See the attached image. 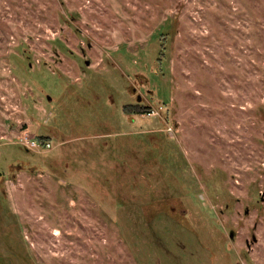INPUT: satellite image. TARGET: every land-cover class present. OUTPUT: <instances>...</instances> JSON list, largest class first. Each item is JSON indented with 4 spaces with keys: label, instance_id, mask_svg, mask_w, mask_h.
<instances>
[{
    "label": "rangeland",
    "instance_id": "374dc122",
    "mask_svg": "<svg viewBox=\"0 0 264 264\" xmlns=\"http://www.w3.org/2000/svg\"><path fill=\"white\" fill-rule=\"evenodd\" d=\"M9 246L264 264V0H0V256L26 264Z\"/></svg>",
    "mask_w": 264,
    "mask_h": 264
},
{
    "label": "trees",
    "instance_id": "16d2710c",
    "mask_svg": "<svg viewBox=\"0 0 264 264\" xmlns=\"http://www.w3.org/2000/svg\"><path fill=\"white\" fill-rule=\"evenodd\" d=\"M164 35V34H163ZM19 60L18 61H21L22 59L18 58ZM164 102V101H162ZM137 105V107H139L141 105V107H145L142 105V103H135V104H131L130 107L128 108V112L130 113H134V112H138V108L136 110L135 106ZM134 107V108H133ZM140 113V112H139ZM165 123H163L164 125ZM39 136H43L45 138L46 141H50L49 140V137L48 136H45L44 134H39ZM24 147V146H22ZM182 198H185V197H182ZM182 198H179V199H174V200H169L164 198V197H161V198H156V199H151L148 203V207L150 209H148L149 211L152 210L156 213V216L159 215L158 213H160V211H163L166 213L164 214L165 218H168L169 220H172V219H178L179 221H181L182 223L184 222V224L186 225H190L189 222H188V219L189 221L193 222L194 226H198L199 222L201 223L200 224V227L204 226L208 229H212V230H217L219 233V229L217 228V226H215L213 224V222L210 220V219H206L205 222H201L199 220V217H198V221H194L190 218H187V216L183 213H181V211H178L177 208L178 207H181V205L183 204V201H181ZM168 201V202H167ZM189 203H191V205L194 207L195 209V206L192 204L191 200L189 199ZM130 205L134 206V203H130ZM172 205V206H170ZM175 208V209H174ZM197 211V210H196ZM197 213V212H196ZM158 217V216H157ZM183 224V226H184ZM199 227V226H198ZM215 230V231H216ZM213 241V240H211ZM216 241H220L219 240V235H217L216 237ZM211 248V247H210ZM218 250V249H217ZM222 254V252H221Z\"/></svg>",
    "mask_w": 264,
    "mask_h": 264
},
{
    "label": "flooded vegetation",
    "instance_id": "af4514ba",
    "mask_svg": "<svg viewBox=\"0 0 264 264\" xmlns=\"http://www.w3.org/2000/svg\"><path fill=\"white\" fill-rule=\"evenodd\" d=\"M137 98H138V97H137ZM1 239H2V238H1ZM22 239H23V238H22ZM8 248L13 249V250H9V249H7L8 251H12V252H14V253L17 252V253H15V254H17V256L19 257V260H20L19 262H21V261L24 262V261H25V263L28 264L27 259H26V257H27L26 255H20V256H19V253H20V252L18 251L19 249L17 250V249H15V248H13L12 246H9ZM14 250H15V251H14ZM18 252H19V253H18ZM24 252H25V251H21V253H24ZM6 259H7L6 256H3V257L0 256V264H3V262H5ZM31 264H32V263H31Z\"/></svg>",
    "mask_w": 264,
    "mask_h": 264
},
{
    "label": "built area",
    "instance_id": "2783aa9c",
    "mask_svg": "<svg viewBox=\"0 0 264 264\" xmlns=\"http://www.w3.org/2000/svg\"><path fill=\"white\" fill-rule=\"evenodd\" d=\"M42 144H43V143H42ZM42 144L39 143V142L36 141V140H32L31 142L29 141V143H28V145H30L32 148L40 147ZM43 146L51 147V143H50V142H47V143H45Z\"/></svg>",
    "mask_w": 264,
    "mask_h": 264
},
{
    "label": "water",
    "instance_id": "95a60500",
    "mask_svg": "<svg viewBox=\"0 0 264 264\" xmlns=\"http://www.w3.org/2000/svg\"><path fill=\"white\" fill-rule=\"evenodd\" d=\"M86 62L89 64V61H88V60H87ZM138 100H141V95H138ZM247 211H248V210H247ZM233 236H234V232L231 231V232H230V237L233 238Z\"/></svg>",
    "mask_w": 264,
    "mask_h": 264
}]
</instances>
